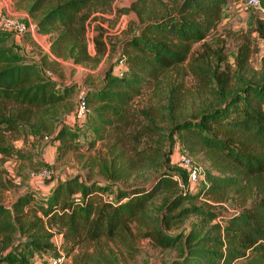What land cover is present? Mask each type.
Listing matches in <instances>:
<instances>
[{
    "label": "trees",
    "instance_id": "1",
    "mask_svg": "<svg viewBox=\"0 0 264 264\" xmlns=\"http://www.w3.org/2000/svg\"><path fill=\"white\" fill-rule=\"evenodd\" d=\"M30 2L29 13L56 57L86 64L107 52L105 31L98 27L97 56L90 54L87 28L95 14L112 10L114 0ZM229 2L137 0L126 10L138 18L122 40L120 59L127 70L114 76L109 69L101 87L87 93L85 120L57 126L54 134V141L67 146L90 126L91 147H108L90 166L102 179L77 175L56 183L45 197L28 192L10 207L0 205V264H34L58 252L56 235L68 255L104 239H149L177 252L172 264H264V61L259 76L249 79V43L239 47L232 69L223 51L207 41ZM254 31L264 40V20H256ZM13 35L0 31V134L32 119L40 122L30 125L32 132L43 134L53 129L61 109L70 110L74 88L60 86L18 53ZM188 75L206 95L191 107ZM149 89L157 100L154 109L136 110L133 102ZM179 149L202 153L208 161L198 183L190 184L188 170L174 164ZM0 153L20 154L1 137ZM138 169L154 173L150 185L117 186ZM191 216L199 218L196 224L174 232Z\"/></svg>",
    "mask_w": 264,
    "mask_h": 264
},
{
    "label": "rangeland",
    "instance_id": "2",
    "mask_svg": "<svg viewBox=\"0 0 264 264\" xmlns=\"http://www.w3.org/2000/svg\"><path fill=\"white\" fill-rule=\"evenodd\" d=\"M136 1L114 0L112 10L95 14L94 17H97L96 19L90 18L87 28V38L89 52L93 57L97 56L94 39L99 32L98 27L103 28L105 31L107 52L99 57V62L90 61L86 64H79L71 59H62L61 62H58L59 64H56L57 61L55 60L50 64L52 68L50 70L53 71L54 68H58L57 71H59L58 73L54 71L50 73L53 76L54 73L57 74L59 80L65 86L74 88L71 103L68 105L70 110L64 111L61 109L62 114L56 118L52 130L43 131V134L33 133L30 125H39L40 122L38 119H32L29 121V124L22 125L17 131L1 132L0 137L3 139L4 144L20 154L9 156L0 153V205L10 207L19 196L28 192H36L37 196L45 197L46 193L56 183L59 181L63 182L65 179L77 175H83L84 179L89 175L95 180L102 179V176L98 175L96 171L91 173L90 166L93 163L92 160L98 159L99 154H107L108 147L102 143H97L95 147H91L93 136L90 126L89 128L84 127L82 130H78L79 136L77 140L69 141L70 143L67 145L69 147L64 146L61 141H54V134L57 126L67 124L72 127L74 125L78 88L82 87L87 91L99 89L109 69L112 67L115 69L113 72L114 76L121 75L127 70L124 63H121L120 54L123 49L122 40L126 36L125 33L136 27L134 22L137 21V16L134 13L126 11ZM261 1L264 6V0ZM11 2L8 10H6V5L2 3V13L17 17L15 13L23 10L29 17L35 19L29 13V8L32 4L30 0L20 1L19 6L14 3L15 0H11ZM246 2L247 0H230L225 6L221 22L210 37H208L207 41L214 50L221 49L223 51L224 59L228 65L232 66V69H236V57L239 47L243 43H249L251 54L244 76L250 79L254 76H259L264 61V40L254 31L256 20L258 18L264 20V15L248 7ZM17 18L25 23H29L28 19ZM40 35L42 38L38 35L36 44L27 43L33 48L34 54L32 56L37 57L46 66V54L47 52H51L50 41L48 40V35L42 33ZM194 50L197 53L201 50V46H195ZM188 67L189 62L182 67V70L186 71ZM46 69L48 70V67ZM170 78L172 81H180V77L175 72L171 73ZM184 82L187 91L192 90L193 92L186 100L188 106L200 104L206 98V95L198 91L201 90L198 89V83L189 75L185 78ZM156 102L157 100L153 98L152 89H149L142 97L133 102V107L136 110L151 107L152 110ZM91 109H93L92 106ZM189 111V109L185 108L187 114L190 113ZM45 118L48 119V117ZM159 126L161 128L167 127L163 122ZM46 137L49 138V141L46 140ZM176 149L177 147L175 151ZM186 153L202 169L207 170L209 168V163L202 153H198L197 155H191L188 151ZM176 158V156L173 157L174 164H176ZM153 174L149 169H138L131 178L118 181L117 186L129 188L141 187L146 184L150 185ZM156 203H160L159 198L156 199ZM227 205L230 209L234 207L229 202ZM198 220V217L191 216L180 227L175 229L174 232L181 231L186 227H192ZM53 241L58 248L60 247L59 251L38 257L34 264H51L52 259L58 256L63 257V264H75V258L80 264H172L178 256L175 250H162L155 247L149 239H137L130 243L104 239L99 244L77 248L71 255H68L61 248L62 238L60 235H56ZM87 255L90 257L85 262ZM93 258L96 260H93Z\"/></svg>",
    "mask_w": 264,
    "mask_h": 264
},
{
    "label": "built area",
    "instance_id": "3",
    "mask_svg": "<svg viewBox=\"0 0 264 264\" xmlns=\"http://www.w3.org/2000/svg\"><path fill=\"white\" fill-rule=\"evenodd\" d=\"M4 4L6 5V10H8L10 0H6ZM246 5L264 15V6L261 0H247ZM0 31L11 32L20 36H24L25 34H33L38 36L40 34L36 24L25 23L19 20L17 17H13L5 13H0ZM47 76L53 78V74L50 72L47 73ZM87 93L88 91L82 87L78 88L77 90L76 120L78 122L85 120L89 111ZM46 140L49 141V138L46 137ZM175 156L177 157L176 163L188 170L190 184L198 183L204 174V169H202L200 165L196 164V162L192 160L191 156H189L185 150H177ZM51 264H63V257L58 256L53 258Z\"/></svg>",
    "mask_w": 264,
    "mask_h": 264
},
{
    "label": "crops",
    "instance_id": "4",
    "mask_svg": "<svg viewBox=\"0 0 264 264\" xmlns=\"http://www.w3.org/2000/svg\"><path fill=\"white\" fill-rule=\"evenodd\" d=\"M20 1H23V0H15L14 3H16L19 6L20 5L19 4ZM4 2H6V0H0V13H2V3L4 4ZM10 2H11V0H10ZM15 16H17L19 18H23V19H28V22L30 24H36V19L29 17L28 14L25 13L23 10H20L17 13H15ZM39 36L41 37L40 34H39ZM37 39H38V37L36 35H33V34H25L24 36H20V35L14 34L13 35V38L11 40V43L14 46L15 50L18 51V53L26 56L33 63L38 64L40 66L41 71L43 73H45L46 75L49 72H52L53 73V71L55 73H58L59 72V71H57L58 68H54L53 71L50 70V69H52L50 64L52 63L53 60L57 61L56 64H59L58 62H61L62 59L56 57L54 54H52V52H47V54H46V57H45L46 66L44 65L45 63L42 64V62L37 57L32 56L34 54V52L32 51L33 48L30 47V45L28 43H30V44H36ZM25 44H27V45H25ZM47 67H48V70L46 69ZM55 73H54V76H53L54 80H56L60 84V86H65V84L61 83V81L58 78V75L55 74Z\"/></svg>",
    "mask_w": 264,
    "mask_h": 264
}]
</instances>
